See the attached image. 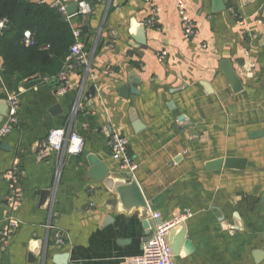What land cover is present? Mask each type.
<instances>
[{
    "label": "crops",
    "instance_id": "crops-1",
    "mask_svg": "<svg viewBox=\"0 0 264 264\" xmlns=\"http://www.w3.org/2000/svg\"><path fill=\"white\" fill-rule=\"evenodd\" d=\"M86 1L88 16L64 12L82 31L88 59L80 64L69 53L62 70L69 67L71 88L63 94L60 81L49 85L57 76L10 88L0 56V108L11 91L21 98L20 122L0 144V230L10 218L19 222L8 244L0 242V264H59L55 257L64 254L67 264H133L143 252L156 219L146 227L139 211L118 202L110 177L89 175L91 156L111 177L124 173L104 126L129 138L133 175L161 222L192 212L169 232L178 246L174 264H264V0H183L197 26L193 37L184 33L180 0ZM152 16L155 25L146 24ZM223 60L242 90H233ZM131 80L139 92L122 95ZM53 129L79 132L83 152L38 159L39 142ZM220 157L248 163L205 168ZM15 160L20 206L7 177ZM42 190L52 191L44 202ZM49 225L66 233L65 244Z\"/></svg>",
    "mask_w": 264,
    "mask_h": 264
},
{
    "label": "built area",
    "instance_id": "built-area-1",
    "mask_svg": "<svg viewBox=\"0 0 264 264\" xmlns=\"http://www.w3.org/2000/svg\"><path fill=\"white\" fill-rule=\"evenodd\" d=\"M180 11L183 16L184 33L187 37H193L197 34V26L194 21L186 15L185 3L183 0L179 1ZM67 4H61L59 7L61 11H66ZM92 12L91 5L86 0L78 2L77 13L88 16ZM8 19H0V34L8 26ZM156 18L152 16L146 21L148 25H155ZM74 43L70 47V58H75L78 63H86L88 59V52L84 50V45L80 40L82 31L80 29L73 30ZM23 43L26 46L34 44L33 33L27 29L23 33ZM72 66V64L70 65ZM69 67L66 70H61L57 75L61 85L58 89V94H63L71 88L69 83ZM8 109L0 125V144L12 132V130L19 124V109L21 104L20 94L16 91H11L7 94ZM102 133L109 138V146L112 157L119 162V168L124 173H134L138 168L133 155L129 152V138L117 131L110 129L107 126L102 128ZM85 141L83 136L77 132L66 129H53L47 136L39 142L37 157L44 160L49 158L53 153L62 154H80L84 150ZM19 162L14 161L13 167L7 172L10 186V199L16 206H20L22 202V192L17 187L18 182ZM154 219H161L160 212L151 214ZM192 216L190 210H185L170 220L162 221L154 227L149 239L147 240L144 250L140 255L131 258L133 264H174V253L168 239L169 232L175 226L182 224ZM19 227V222L15 218H10L7 227L0 230V242L2 245H7L12 234ZM49 227H55L49 225ZM56 228V227H55ZM55 240L57 244H65L66 233L59 229H55Z\"/></svg>",
    "mask_w": 264,
    "mask_h": 264
},
{
    "label": "trees",
    "instance_id": "trees-1",
    "mask_svg": "<svg viewBox=\"0 0 264 264\" xmlns=\"http://www.w3.org/2000/svg\"><path fill=\"white\" fill-rule=\"evenodd\" d=\"M2 18L9 21L0 34V56L2 75L10 88L18 87L25 78H52L61 72L75 39L70 21L58 6L31 0H0ZM27 29L33 33L31 46L23 43Z\"/></svg>",
    "mask_w": 264,
    "mask_h": 264
},
{
    "label": "water",
    "instance_id": "water-1",
    "mask_svg": "<svg viewBox=\"0 0 264 264\" xmlns=\"http://www.w3.org/2000/svg\"><path fill=\"white\" fill-rule=\"evenodd\" d=\"M80 0H64L68 5L66 6V11L68 14H72L77 12L78 10V2ZM70 3V4H69ZM143 25V24H142ZM144 25L142 26V28ZM136 43L139 45L142 44L143 41V35H142V29L140 30L139 35L136 37ZM223 71L226 73L228 80L230 81L233 90L235 92H238L242 90L243 84L240 77L236 74L231 62L229 60H223L222 61ZM39 76H33L26 80L27 83H31L33 81L38 80ZM59 78L55 77L49 81V85H55L59 83ZM132 81V80H131ZM138 93V89L133 84V81L129 84H124L122 86L121 94L124 96H127L129 92ZM173 104V103H171ZM8 109V103L7 100H5L4 107L0 108V119H2ZM183 117V116H182ZM141 126L140 122L137 120L134 124L135 129L137 130ZM256 132L255 134H257ZM92 168L90 169L89 175L94 178H98L99 180H106L108 177H110L107 180V184L118 194V202L122 203L123 208L127 211L137 210L141 213V218H143V224L148 227V224H153V220L149 219L151 217V209L149 207V204L144 196V193L135 179L134 175L132 173H123L120 177H111L109 173L108 167L101 163L98 158L91 156L90 157ZM248 163V159L244 157H226V158H217L210 160L206 163L205 168L207 170H220L222 168H237V169H245ZM52 194L51 190H42V202L50 195ZM250 200L254 201L255 197L250 196ZM161 222L160 219H156V223L159 224ZM171 240V238H170ZM188 246H191L190 242H187ZM175 249L178 248V246L174 245ZM172 246V248H174ZM178 249L176 250V252ZM69 257L68 254H64L62 256L58 255L55 258L58 259L56 262L59 264H67L66 259ZM31 258V257H30Z\"/></svg>",
    "mask_w": 264,
    "mask_h": 264
}]
</instances>
